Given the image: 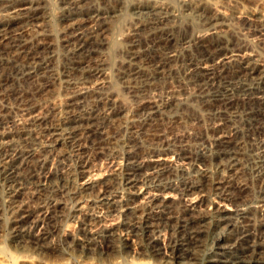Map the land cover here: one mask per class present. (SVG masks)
<instances>
[{"label": "bare ground", "instance_id": "obj_1", "mask_svg": "<svg viewBox=\"0 0 264 264\" xmlns=\"http://www.w3.org/2000/svg\"><path fill=\"white\" fill-rule=\"evenodd\" d=\"M220 1L224 3L231 0H0V81L5 68L9 66L17 75L20 74V77L33 78L38 70L48 76L45 84L22 91L21 94H30L31 98H35V93L50 92L52 87H56L53 85L59 86L58 94L45 104V110H42L43 106L33 103L26 117L18 121L13 120L18 125L17 131L14 132L13 129L0 131V150L5 159V162L2 161L4 163L0 164L1 172L4 174V178L0 179V231L4 227L10 228L9 234L13 237L15 247L4 242L0 244V264H36L34 260L41 258L24 252L31 247L43 253L50 250L58 256V259L60 257L67 259L58 264H164L166 247L171 249L168 257L170 259H183L185 255H182L185 244L179 243V232L188 231L189 241L186 245L190 244L193 248L204 247L200 235L211 219L219 225L224 218H231L233 215L248 217L251 212H259L262 216L258 223L260 233L256 230L252 232L250 229H242L238 238H242L241 241L252 242L237 252L235 248L242 242H221L225 241L226 234L224 231L220 233L218 229L217 232L220 234L217 235V242L208 247L207 263L203 264H264V201L257 204L254 202L252 205H236L232 208L224 200H209L204 197L205 195L199 194L194 196L195 193L203 192L208 186L223 188L224 192L227 189V181L223 177L215 179L213 170L208 167L209 162L216 156H212L211 152L203 148L197 150V157L207 162V168L202 171L197 170L200 178L197 176L193 178L190 173L191 167L195 168L189 161L193 156H189L190 152L187 153L184 145L181 146L179 153L172 155L136 156L137 146L147 142H143L141 136L151 135L149 133L153 130L151 127L155 128L158 124L155 121L158 120L157 115L179 97L169 90L168 96L165 99L161 98V102L156 95L131 102V98L125 95L118 82L112 79L110 71L108 72L110 68L107 67L113 51L119 49L114 48L118 46L125 48L129 46L127 50L134 51L130 59L120 61L119 74L126 76L129 74L127 71H130L137 75L136 78L142 75L145 76L143 78L148 79L150 77L148 69L158 74L170 72L175 68L172 62L182 54H188L190 73L201 72L207 76L222 77L226 71H230L235 66L234 64H238L241 70L255 75L258 79L256 85L264 91V62L259 58L258 52L250 46L249 40H242L237 35L234 36L231 30L229 31L227 11L230 9L227 8V11L226 7L225 10L222 9V4V7H219ZM256 1L259 2V6L264 7V0ZM121 3H131L140 16L142 13H147L153 18H150L148 23H142L144 20L141 24L132 20L128 31L120 30L118 36L113 35L105 42L107 38L105 36L112 28L110 18L114 17L110 15L108 8ZM53 6L57 7L58 12L54 11ZM178 10L182 14L196 17L198 21L177 24L176 20L180 14ZM58 15L59 18L56 19ZM249 15L250 17L247 18H250L251 22L258 19L264 24L262 9L258 7L252 9ZM170 20L174 22L171 23ZM143 24L149 26L146 36L141 32L144 28ZM111 25H114V22ZM201 25L206 26L200 28ZM87 26L89 27L84 30L83 27ZM144 36L146 40L155 44L141 50L137 48V41L140 42ZM128 39H132L130 42H133V45L125 43ZM163 43L172 45V48L175 46L176 49L171 53L165 52L166 54L159 55L156 53H160L157 46ZM260 43L264 44V38L260 39ZM178 44L181 45V51L177 49ZM61 45L67 48L62 53ZM195 50L205 56L201 55L203 58L199 59L200 57L194 54ZM4 54L7 56L5 57ZM122 54L117 55L116 58L121 57ZM146 63L151 65L145 66ZM75 69L81 70L82 74L93 81L69 88L68 83L71 81L67 78ZM61 91L64 94L62 96H60ZM88 96H93L92 98L95 99L93 105L87 107L84 112H76V108L87 104ZM64 107L70 108L66 115L62 112ZM144 108L148 109L146 111L148 113H145L143 120H140L141 117L138 115ZM9 111V106L0 103V124L7 120ZM36 125L45 126L43 131L49 135L48 142L45 140V143H41L39 145L41 149L32 148L31 144L28 149L21 147L23 145L19 146L16 142L18 138L15 137L17 134H26L27 142L39 140L37 135L40 133L37 130L36 135L34 130ZM121 129L123 132L130 130L131 134V136L123 135L126 145L122 144V148L118 147L121 141L117 138L119 134L115 132L120 133ZM239 130L236 129L231 135L215 139L214 143L228 142ZM111 131L115 133L114 136ZM187 136L190 135L180 134L175 135V138L184 142V137ZM23 140L25 141L24 138ZM68 145L82 157L84 166L89 163L90 156L108 155L112 166L111 172L101 177V173L100 175L94 172L90 175L87 171H83L81 176L73 179L63 174L56 177V173L50 170L47 175L39 177L31 187L19 180V169L31 168L33 159L41 155L39 154L41 150L51 152L56 149L63 156L64 148ZM47 158L41 155L39 158L41 165L45 166L48 163ZM165 173H176L180 176L178 180L172 179L173 177L164 180ZM122 182L130 188L126 197L110 191L112 184ZM84 194H93L94 198L84 205L79 201L76 205L72 206L71 203L69 205V201L82 198ZM228 194L230 193L227 192ZM94 204L110 214L102 217L95 211L87 209L88 205ZM207 204L211 207L203 209ZM175 205L179 206V211L176 209L175 212ZM70 213L77 218L78 229L67 233L62 231L63 239L69 244L67 243L68 248H60L48 238L55 231L56 233L60 231L62 219ZM184 214H189L191 218H185ZM207 218L210 220L206 221ZM231 224L235 225L233 222ZM223 227L225 228V223ZM124 229L128 231L124 233L122 231ZM129 235L143 238L145 243L137 245L135 242L137 239H131ZM257 237L262 238L263 241L258 242ZM75 246L82 251V255L83 253L96 255L97 262L86 259L78 261L76 257L75 259L68 257L66 254L74 251ZM192 253L194 254L193 251ZM179 264L191 263L179 262ZM192 264H194L193 260Z\"/></svg>", "mask_w": 264, "mask_h": 264}, {"label": "rangeland", "instance_id": "obj_2", "mask_svg": "<svg viewBox=\"0 0 264 264\" xmlns=\"http://www.w3.org/2000/svg\"><path fill=\"white\" fill-rule=\"evenodd\" d=\"M126 4L127 3L125 4L121 3L115 6L113 5L108 8V10H110V15H114V17L110 18V26L112 28L109 29L110 34L107 33V35L105 36V38L107 37L105 39L106 40L105 42H107V39H110L113 35L118 36L120 30L128 31L132 20L135 21L136 23L141 24L142 21L145 20L142 23H145V22L148 23V20H151L153 18L151 14L147 15V13L145 14L148 17L144 13H142V15L140 16V13H137L135 11L134 5H132L131 3H128L127 4L128 6H127ZM221 4L223 5V7ZM229 4L232 7H230ZM59 7H61V5ZM175 7L176 9H179V7L177 6ZM219 7H222V9L226 7V11L228 9L233 11L231 13V11L229 10L230 14H229V11H227L229 15L228 17L229 20L227 19V25H228L229 31L231 30L230 32H232L234 36L237 35L242 40L243 39H245V41L249 40L248 42H250V46L256 52H258L259 58L264 62L263 60L264 59V44L260 43V39L264 38V35H263L264 34V28H263L264 24H261L260 23L261 21L258 19L257 21L252 20V22H254L252 23L251 19L247 18L248 16L250 17L249 15L250 10L258 7L262 9L264 12V7H262V5L259 6V2H257L256 0H231L230 2L228 1L224 3L220 1ZM53 8H54V11L58 12V10H56L57 7L55 8V6H53ZM125 13L127 14L126 18H125ZM179 16L176 20L177 24L187 22V21L196 23L198 21L196 20L197 19L196 17H192V16L190 17L186 14H182L181 12ZM128 17L129 18L131 17V18L128 19ZM58 18H59V15L56 17V19ZM182 18H183V21H182ZM189 18L190 20H187ZM111 19H113L114 21H112ZM170 21L171 23L174 22V21L172 22V20ZM113 22H114V25H111V23L113 24ZM115 25H118V27L114 28ZM143 26H144L143 28L144 30L141 29V32L143 35L146 36L149 30V26H146L144 24ZM88 27L89 26L83 27V29L86 30V28ZM203 27L201 25L200 28H203ZM145 36L142 37L143 39L140 42L137 41L138 49L145 50L147 46L149 47L155 44V42L153 41H150L148 39L146 40ZM131 40L132 39H128L125 43L127 45L129 44L133 45V42H130ZM179 42L181 43V40ZM178 46L179 48L177 49L178 50L180 49L181 51V48H180L181 45L178 44ZM60 47L62 49L61 53L67 49L63 47V45H61ZM132 47L135 48L134 46ZM158 47H159L160 53L158 52L156 53L159 55L171 53L174 51V49H176L175 46L172 48V45H167L164 43L157 46V48ZM127 48H125V46L123 47L118 46L114 48L118 50L113 51V55L110 56V59L112 61L110 60L111 63L109 62L107 64V67L110 68V69L108 68L107 69H108V72L110 71L112 75V79L117 81L118 84L120 85V88L123 89L122 91L125 93V95H127L129 99L131 98L130 99L131 102H135L140 98L148 99L147 97L150 98L155 95L157 96L156 98H158L161 102V98L165 99L168 96L169 90H170V93L179 97V99L173 101L171 104L164 107L166 109L162 110V112L159 115H157L158 117L156 118H158V120L156 119L155 121L158 124L156 125L155 128L154 126L151 127L153 128V130L149 132L151 135H148V136L139 135L141 136L143 142L145 141L147 142H145L144 145H141L143 143H140V145L137 146L136 156L141 157V156H147V155L150 156V155H156V154L172 155L173 153H179L181 146L184 145L185 149L187 150V153L190 152L188 153L189 156L190 155L193 156V158L189 161L195 166V168L191 167L190 173L191 175H193L192 176L193 178H195V176L200 178L198 176L197 170L202 171V169L204 170L207 168V162L203 159L201 160L200 157H197V150L199 149L201 150V148H203V150H207L208 152H211L212 156H216L212 159L213 161L211 160V162H209L210 164L208 163L210 165V166L208 165V167L213 170V177L214 178L216 177L215 179H219V177L221 178L223 177L227 181L226 182L227 189L224 192L223 188H215L213 186L212 187L210 186L209 188L208 186L203 192L195 193L194 196L199 194L200 196L205 195L204 197L209 200H214V199L224 200L225 202L227 201L229 206H232V208L235 207L236 205H244V206L252 205L254 204V202L255 204H257L258 202L263 203L262 201H264V99H263L264 91L261 90L258 87V85H256L258 79L255 77V75H251L245 72L244 70H241V68L237 66L238 64H234L235 66H233L230 69V71L228 70L229 72L226 71V73H224L222 77L207 76V75L202 74L201 72L190 73L188 70L190 66L189 65L190 56H188V54H182L181 57H179L177 60L172 62L173 68L174 67L175 68L174 70L170 72L158 74V73H155L153 70L148 69L150 71L149 72L150 77L148 79L143 78L145 76H142V75H138V78H140L138 79L136 78L137 75L135 76L130 71H127V73H129L128 74L129 77L128 75L123 76L122 74H119L120 61L122 59H126V60L130 59L132 57V56L130 57L131 53L134 52L133 50L131 52L128 51L129 49L127 50ZM194 52H195L194 54H196L198 58L200 57L199 59H202L205 56L203 53H197L198 50H195ZM120 54H122L121 55L122 58L120 56H119L120 58L119 57L116 58V56ZM4 55L5 57L7 56L6 54ZM201 55L203 57H201ZM10 56L12 55L10 54ZM63 56L64 55H61V57ZM144 65L150 66L151 64L146 63ZM169 67L170 66L168 65V69ZM76 69L72 71L73 73L70 74L71 76L67 78L68 80L71 81L68 83L69 88L73 86H81L83 84H86V82L93 81V79L90 80L87 78V76H85V74H82L81 70H76ZM9 75L12 78H10ZM27 77L28 76L20 77V74L17 75V73L14 70H11V68H9V66L5 68V71L3 72L2 80L0 81V103L9 106L10 111H9L8 118H6L7 120H5L3 123L0 124V131L2 130L9 131L10 129H13L14 132L17 131L18 125L17 123L13 121L14 119L18 121L21 118L26 117L29 113V108L30 106H32L33 103H37L40 106H43L42 110L43 109L45 110L44 108L46 106L45 104H47L51 100V98L53 99L54 96L58 94L57 93L59 91L58 90L59 86H57L58 84L53 85L56 87H52L51 90H49L50 92L46 91L45 93H42V92L35 93V98L34 97L31 98L30 94H21L22 91L25 92L27 90L35 88L39 84H42V83L45 84L46 78L48 76L45 73H43V71L38 70L35 77L33 78L32 77L27 78ZM138 89H141V90L138 91ZM134 90H137V91L134 92ZM51 92H53L54 94L53 93L51 94ZM61 92L62 93L60 94V96L64 95L63 91ZM92 97L93 96H90V97L88 96L87 104L85 103L84 106H81V107L79 106L78 108H76V112H80V111L84 112L85 109H87V107H91L93 105V100H95ZM146 109L147 108H144L139 113L138 116L141 117L139 118L140 120H143V116H145L148 113L146 112L148 111V109L147 110ZM69 110L70 108L64 107V110L62 112L63 114H65ZM146 128L148 129L150 127H146ZM44 129H45L44 125H36L34 127V130H36L35 134L37 135L38 131L40 133L37 135L39 140H35V141L33 140L31 141L32 143L30 141L27 142V139L25 138L26 134L19 132L21 134H17L15 135V137L20 139L22 142H20V140H18L17 138H16L17 139L16 142H18L19 146L23 145L21 146L23 148L28 149L32 145L31 146L32 148L41 149V146L39 145H41V143H45V140L46 142H48L47 137L49 136L48 133H45L43 131ZM236 129L238 130L240 129L239 132L237 134H234L235 137L233 135L232 139H230L228 142L224 141V142L214 143L215 139H219V137L231 135ZM112 132L113 131H111V133ZM115 132L116 134H119L117 135V138H119V140L121 141V142L119 141L120 143L118 147L122 148L123 145H126V143L123 141L124 139L123 135L131 136L130 130L129 131L125 130L124 131L125 133L123 132V129H121L120 133H118L117 131ZM186 133L192 136L191 137L187 136L188 139L185 138L186 137L185 136L184 142L183 140H181L182 141L181 142L178 138L177 139L175 138V135L186 134ZM156 134L159 135V137H157ZM114 135L115 133L113 132V136ZM165 136L166 138H164ZM23 138L25 139V141L23 140ZM166 139L168 141H166ZM64 150H65L64 151L65 155L63 156L60 155L59 154L60 151H57L56 149L51 150V152L46 151V150L45 151L41 150V152L39 151L40 152L39 154H41L42 157L44 156L48 157L47 158L48 163L45 166L41 165L39 161V158H41V155L40 156L38 155L39 158L37 156V158L33 159V166L31 168L27 167L28 168L27 169L26 167H23V168L21 167L19 169V173H20L19 180L31 187L38 180L39 177H43L44 175H47V172H49L50 170L54 174L56 173L55 174L56 177H59L60 174H63L73 179L81 176L83 171H87V173L90 175L94 174V172H97L99 174L101 173L102 174V175L100 174L101 177L111 172L112 166L109 163L110 160L108 159V155L90 156L89 163L86 166H84L82 163V157H80L79 154H76L77 152L74 149H72L71 146L70 147L69 145L68 147L66 146ZM2 161L5 162V159H4V154L2 150H0V164L4 163ZM1 171L2 170L0 169V179H3L4 174H2ZM179 176L180 175L176 173H169V174L165 173L163 174V179L164 180L171 179L173 177L172 179L178 180ZM112 185L113 187L110 189V191L115 194H119L122 197H126V194L130 190L129 186L126 185L125 182H122L120 184L119 183L112 184ZM227 192L230 193L228 194L229 196L227 195ZM92 198H94L93 194L92 195L84 194L82 195V198L79 197L74 200H71V202L69 201V205L70 203L72 206L73 204L76 205L77 201L81 202L84 205L88 201H90ZM93 206L94 208H92ZM96 206H97L96 204L90 205V206L88 205L87 209L89 210L91 209V211L92 210L95 211L98 215L102 217L110 214L108 213V211L104 209H100L98 206L97 207ZM204 206L205 207L203 209L205 208L209 209V207H211L210 204H207ZM174 208H175L174 209L175 212H176V209L177 211H179V206H176ZM184 217L188 219L191 218L189 214L188 215L184 214ZM231 218H224L222 224H219V225L216 224V221H213L212 219L210 220V218L206 219V221L208 220L210 221L207 222L205 226V230H203V233L200 235V239L202 243L204 244V247L194 246L193 248V246H191L190 244L186 245L187 241H189V238L187 236L188 231H186L185 233L179 232L178 233L179 243L185 244V247L182 249L183 251L181 250L182 255L185 254L183 255V259L175 260V259L168 258L171 254V249L169 247H166V249L164 250V252L166 253V256L163 258V263L164 264L165 263L179 264V262L180 263L190 262L192 264V260L194 264L207 263L206 255H207L208 247L210 245L215 244L214 242H217V235H219L223 231L226 234L225 236L226 239L225 241L222 240L221 242L223 243H235V242L238 243L237 241L242 242L241 244H238L237 247L235 248L237 249V252H239L240 249H243V247L245 248L250 242H252V241H241L242 238H238L239 236H241L239 232L242 229H250L252 232L256 230L257 232H259L258 223L261 220L262 216L259 212L257 213L251 212V214L248 215V217L233 215V217ZM249 219L251 221H248ZM231 222L235 223V225L232 226ZM224 223H225V228L223 227ZM77 224L79 223L75 215H73V213L66 215V217H64L61 221L62 227L60 226L61 227L59 231L60 233L58 231L56 233L55 231L49 236L48 240H51V242L56 243L57 246H59L60 248L62 247L68 248L69 243L65 239H63V234L67 232L76 231L78 229ZM93 224H95V222H93ZM236 224H237V227H236ZM252 224H255V225H252ZM218 229L220 232L219 234L217 232ZM124 230H122L124 233L128 231L126 229ZM163 231L165 232V230ZM0 232L2 233V234L0 233V237H2L1 239H4L3 241H1L0 239L1 241L0 244H3V242L8 243L9 246L12 245L13 248H15L13 245L14 244L13 237L11 236V234H9L10 228L4 227V229L1 230ZM129 236L131 237V239L132 238L137 239V240L139 239L140 242L137 240L135 241L137 245L145 243L143 238L140 239V237H136V236L132 237V235H129ZM184 237H187V239L185 240ZM162 238L164 239V236ZM256 240L258 242L263 241L262 238H259V237H257ZM74 248H75L74 251L70 250L71 253L66 254L68 257L71 256L74 259L76 257L78 261H83V259H86V261L93 260V262H97L96 255L84 254V253L82 255L81 250L76 248V246ZM21 250L22 249H19V251ZM192 251L194 252L195 255L192 253ZM24 252H27L30 255L34 254L35 256L41 258V259L34 260L36 264H38L37 261H39V263L40 261H42V263L47 262L46 264H54V263L56 264L57 262L58 264L64 260H67L66 258H63V257H60L58 259V256H55L54 253L50 250H48V252L46 251V253L45 252L43 253L41 252V250L34 248V247H31L27 251H24ZM197 259H198V262H197Z\"/></svg>", "mask_w": 264, "mask_h": 264}]
</instances>
